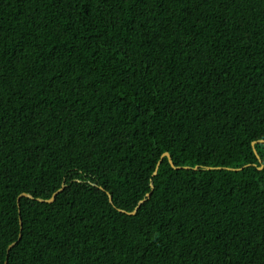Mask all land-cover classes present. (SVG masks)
<instances>
[{
    "label": "trees",
    "instance_id": "1",
    "mask_svg": "<svg viewBox=\"0 0 264 264\" xmlns=\"http://www.w3.org/2000/svg\"><path fill=\"white\" fill-rule=\"evenodd\" d=\"M0 264H264V0H0Z\"/></svg>",
    "mask_w": 264,
    "mask_h": 264
},
{
    "label": "water",
    "instance_id": "2",
    "mask_svg": "<svg viewBox=\"0 0 264 264\" xmlns=\"http://www.w3.org/2000/svg\"><path fill=\"white\" fill-rule=\"evenodd\" d=\"M260 142H261V141H260ZM252 145H254V143H252ZM165 156L168 157L167 154H165ZM169 162H170V164H172L170 160H169ZM185 169H190V168H189V167H185ZM196 169H197V167L194 168V170H196ZM260 169H261V168H260ZM154 174H155V173H154ZM61 190H62V189L57 190V191L52 195V197H51L49 200H41V199H37V201H38V202H47V203H51V202H53L55 195H56L57 193H59ZM21 197H25V198H28V199H33V197L30 196L29 194L23 193V194H21V195H19V196L17 197V202L19 201V199H20ZM148 198H149V194H147V195L145 196V198H144L143 200H141V201L138 203V205L136 206V208H135V210H134L133 212H130V213H127V214H128V215H133V214L135 213V211L138 209V207H139L141 204H143ZM121 212L126 213V212H124V211H121ZM20 226H21V223H20ZM20 230H21V228H20ZM18 239H20V234H19V236H18ZM14 244H15V243H12L11 245H9L7 250H9Z\"/></svg>",
    "mask_w": 264,
    "mask_h": 264
}]
</instances>
